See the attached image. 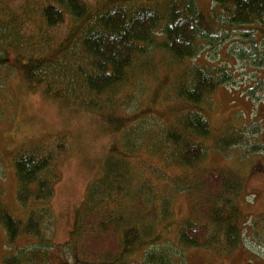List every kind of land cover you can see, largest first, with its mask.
Here are the masks:
<instances>
[{
    "label": "trees",
    "instance_id": "16d2710c",
    "mask_svg": "<svg viewBox=\"0 0 264 264\" xmlns=\"http://www.w3.org/2000/svg\"><path fill=\"white\" fill-rule=\"evenodd\" d=\"M19 1L11 7L14 0H0V48L17 55L16 69L27 85L45 81L53 95L108 115L120 130L101 175L76 210L64 258L71 264H133L128 256L136 241L144 251L138 264H176L174 254L191 248L235 250L244 225L234 201L245 180L236 169L206 162L210 152L223 151L208 114L221 85L264 91V0H210L215 8L197 0H52L37 9V0ZM21 20H39L54 32L66 25V32L44 46L40 28L23 38ZM35 41L47 53H34ZM212 47L231 51L222 55L224 65L216 63ZM236 57L253 64L258 78L247 80L231 69ZM208 58L212 65L204 62ZM5 65L0 61V68ZM147 80L153 83L149 95H138L136 87L143 91ZM127 103L138 110H124ZM250 143L237 138V153L247 156ZM65 151L60 139L13 157L15 200L26 215L9 212L0 185V227L10 247L19 237L35 242L3 256L2 264H51L54 163ZM132 167L149 177L136 180ZM180 193L194 216L173 242L167 236L173 230L172 202ZM167 239L172 245L164 246Z\"/></svg>",
    "mask_w": 264,
    "mask_h": 264
},
{
    "label": "rangeland",
    "instance_id": "374dc122",
    "mask_svg": "<svg viewBox=\"0 0 264 264\" xmlns=\"http://www.w3.org/2000/svg\"><path fill=\"white\" fill-rule=\"evenodd\" d=\"M47 1L52 0H37L35 8L42 7ZM86 1L103 3L108 0ZM197 1L204 7L215 8L210 0ZM20 3L22 2L14 0L11 7ZM21 22L24 23L22 26L24 39L30 38L39 28L44 32L41 37L43 40L41 42H46L44 46L53 45L51 40L63 36L66 32V25L60 26L58 31L54 32L47 27L44 29V24L39 20ZM42 43L34 42V53H47ZM210 49L216 53V63L220 65L225 64L221 62L222 55L232 54L229 50L219 51L217 47ZM35 58L40 60L42 57L36 54ZM16 60L17 55L11 49L0 48V61L6 62V65L0 68V185L3 203L14 217H25L26 214L15 200L16 177L12 168L13 157L21 149L34 145H45L50 148L57 140H63L66 151L54 163L57 179L53 184V195L50 199L52 245L48 248H51L49 249L51 264H71L70 259L64 258V252L68 251L66 244L73 229L74 215L84 203L91 184L101 175L103 162L112 154L120 130L108 115L78 107L71 101L53 95L45 89L47 88L45 81L28 86L16 69ZM204 62L212 65L210 58ZM13 67L15 69H12ZM230 68L236 70L238 74H244L247 80L258 78L253 64L242 59L238 58L234 64H230ZM152 84L147 80L143 91L137 86V94L143 92L148 96ZM263 92L259 89L250 94L247 90L241 91L229 84L221 85L213 94V108L208 114L209 124L215 135L214 140L218 141L223 151L228 148L229 152L212 151L206 162L216 167L236 169L245 180L239 196L234 201L241 224L244 225L242 243L232 252L225 254H216L203 248L181 250L179 254H174L173 260L176 264H182L181 258L183 264H264V100L261 99ZM138 107L137 104L127 103L124 110L130 112L138 110ZM251 128L255 130L254 133L249 131ZM241 135L244 139L247 138V141H251L247 156L237 153L242 149L236 144L237 138ZM207 146H211L208 141ZM132 169L135 172L131 173L136 180L139 175L140 178L149 177L134 167ZM175 197L171 208L173 230L170 231L169 237L167 236L171 241L174 240L173 242L179 228L194 216L188 197L184 193ZM197 216L202 219L200 215ZM161 239L163 241L166 238L163 236ZM170 240L169 243L166 241L164 246L172 245ZM33 242L35 239L30 237H19L16 244L10 247L5 232L0 227V264L3 256ZM152 249L155 250L157 247L152 246ZM128 258L133 264L141 263L144 259L142 242L133 243Z\"/></svg>",
    "mask_w": 264,
    "mask_h": 264
}]
</instances>
